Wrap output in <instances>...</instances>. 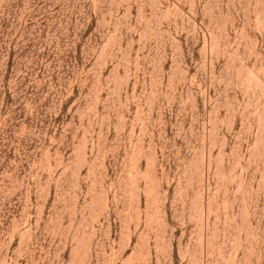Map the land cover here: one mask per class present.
Segmentation results:
<instances>
[{"label": "rangeland", "instance_id": "obj_1", "mask_svg": "<svg viewBox=\"0 0 264 264\" xmlns=\"http://www.w3.org/2000/svg\"><path fill=\"white\" fill-rule=\"evenodd\" d=\"M0 264H264V0H0Z\"/></svg>", "mask_w": 264, "mask_h": 264}]
</instances>
